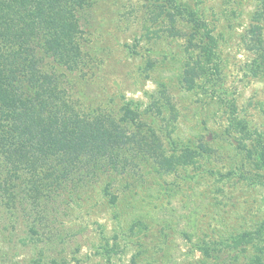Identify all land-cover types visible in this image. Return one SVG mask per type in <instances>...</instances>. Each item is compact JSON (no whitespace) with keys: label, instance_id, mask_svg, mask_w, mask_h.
Returning a JSON list of instances; mask_svg holds the SVG:
<instances>
[{"label":"rangeland","instance_id":"374dc122","mask_svg":"<svg viewBox=\"0 0 264 264\" xmlns=\"http://www.w3.org/2000/svg\"><path fill=\"white\" fill-rule=\"evenodd\" d=\"M89 2L80 21L84 65L78 72L60 71L76 105L118 112L125 103H138L156 118L150 122L164 140L171 131V140L165 141L168 155L174 147L201 142L216 154L169 174L149 162L142 177L112 182L104 176L84 190L63 188L53 200L27 207L11 204L0 188V264H49L52 259L67 264H219L197 245L229 240L264 224V187L240 182L237 174L226 179L238 171L243 156L225 133L231 122H244L264 138V70L258 75L251 71L257 52L245 38L260 3L179 0L207 22L218 40L221 67L220 79L203 77L187 91L181 85L185 39L168 38L164 25L152 24L144 0ZM164 89L175 106L158 116L148 109L161 100ZM2 175L0 168L4 183ZM16 186L24 187L21 180ZM107 186L118 196L116 203L105 194ZM240 247L228 264L233 258L244 264L255 253L252 244Z\"/></svg>","mask_w":264,"mask_h":264},{"label":"trees","instance_id":"16d2710c","mask_svg":"<svg viewBox=\"0 0 264 264\" xmlns=\"http://www.w3.org/2000/svg\"><path fill=\"white\" fill-rule=\"evenodd\" d=\"M144 1L152 24L164 25L168 38L185 39L182 87L192 91L203 77L220 79L218 40L207 22L179 0ZM258 1L245 37L257 52L251 68L255 75L264 70V0ZM90 6L89 0H0V168L6 176L0 188L13 205L42 204L63 188L81 191L104 176L112 182L142 177L149 162L169 174L216 154L201 142L174 147L168 155L165 141L171 140V131L164 140L150 122L154 117L138 103H125L118 112L86 111L76 105L60 71L78 72L84 65L80 21ZM160 95L148 109L158 116L175 106L166 89ZM225 133L236 154L243 156L237 173L230 171L226 179L237 174L240 182L264 187L262 135H254L244 122H231ZM17 180L24 187L18 188ZM105 194L116 203L118 196L110 186ZM257 239L264 241V224L229 240L200 242L197 249L215 263L228 264L227 258L236 257L240 246L249 243L255 253L244 264H264V244L254 243ZM233 260L236 264L237 258ZM49 264L67 263L52 259Z\"/></svg>","mask_w":264,"mask_h":264}]
</instances>
